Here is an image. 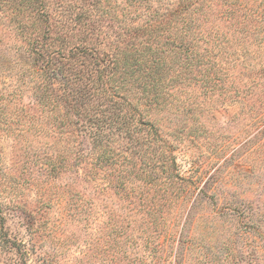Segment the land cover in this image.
<instances>
[{
	"label": "trees",
	"instance_id": "obj_1",
	"mask_svg": "<svg viewBox=\"0 0 264 264\" xmlns=\"http://www.w3.org/2000/svg\"><path fill=\"white\" fill-rule=\"evenodd\" d=\"M0 25L18 35L15 58L23 63L11 83L0 86V124L54 135L35 154L49 174L82 168L86 178L98 169L116 170L127 212L145 216L140 263L188 264L193 247L183 237L182 213L213 194L191 190L203 176L181 175L174 140L144 112L171 104L195 121L215 109L213 101L236 104L254 131L248 141L259 142L264 0H0ZM192 86L200 92L180 99V89ZM226 209L247 213L240 205ZM6 220L0 205L2 262L26 264L28 248Z\"/></svg>",
	"mask_w": 264,
	"mask_h": 264
},
{
	"label": "rangeland",
	"instance_id": "obj_2",
	"mask_svg": "<svg viewBox=\"0 0 264 264\" xmlns=\"http://www.w3.org/2000/svg\"><path fill=\"white\" fill-rule=\"evenodd\" d=\"M20 43L14 31L0 25V86L10 84L23 65L20 56L15 58L14 46ZM258 52L264 55L263 48ZM180 90V99L200 92L197 86ZM27 100L23 97L22 103ZM222 104L211 102L215 109L196 115L195 121L171 104L144 112V118L174 140L181 175L203 176L191 190L196 194L203 187L213 194L190 208L191 201L182 213L183 237L189 236L193 247L186 263L264 264V134L259 142H249L254 131L248 128L247 114L236 104ZM7 127L0 124V205L7 211L10 233L28 248L26 264H141L145 251L140 244L148 233L145 216L127 212L128 199L116 191L117 171L106 167L86 178L82 168L49 174V166L35 154L54 135L26 132L22 124ZM153 191L162 188L150 189V196ZM233 205L247 213L231 215L226 207ZM142 264L150 263L144 259Z\"/></svg>",
	"mask_w": 264,
	"mask_h": 264
}]
</instances>
